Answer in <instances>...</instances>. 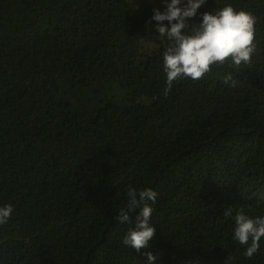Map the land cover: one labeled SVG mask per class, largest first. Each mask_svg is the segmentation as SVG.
Segmentation results:
<instances>
[{
    "label": "trees",
    "instance_id": "trees-1",
    "mask_svg": "<svg viewBox=\"0 0 264 264\" xmlns=\"http://www.w3.org/2000/svg\"><path fill=\"white\" fill-rule=\"evenodd\" d=\"M227 4L256 17L251 63L165 96L164 0H0V264H147L122 244L139 210L116 219L130 187L158 193L155 264H264L233 239L264 217V0L187 22Z\"/></svg>",
    "mask_w": 264,
    "mask_h": 264
},
{
    "label": "clouds",
    "instance_id": "clouds-1",
    "mask_svg": "<svg viewBox=\"0 0 264 264\" xmlns=\"http://www.w3.org/2000/svg\"><path fill=\"white\" fill-rule=\"evenodd\" d=\"M206 0H164L165 10H153L151 21H155V30L168 40L163 53V70L166 73L167 86L164 95L172 90L174 82L190 79L193 82L204 80L212 67L229 63L240 68L251 63L256 52V17L250 11L236 10L231 4L217 9L213 13L205 12L199 24L187 21L196 17ZM151 21L148 23L150 24ZM167 21V25L164 22ZM235 84L232 76L226 75L224 83ZM158 193L151 189L137 190L130 187L126 193V208L120 210L116 219L121 224H131V214L135 216V226L130 227L122 239V244L142 253L147 264H155L157 256L150 251V241L154 238L155 227L151 217ZM15 209L10 203L0 206V227L12 220ZM223 215L233 216L231 208ZM233 239L246 250L243 255L251 260L260 250L264 238V217H249L241 209L234 216Z\"/></svg>",
    "mask_w": 264,
    "mask_h": 264
}]
</instances>
